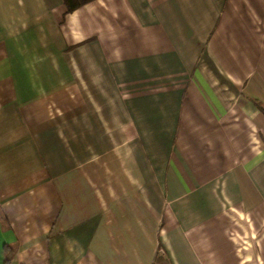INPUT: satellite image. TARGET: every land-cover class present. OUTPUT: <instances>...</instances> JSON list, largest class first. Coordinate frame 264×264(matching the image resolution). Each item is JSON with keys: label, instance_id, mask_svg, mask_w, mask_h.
<instances>
[{"label": "crops", "instance_id": "obj_1", "mask_svg": "<svg viewBox=\"0 0 264 264\" xmlns=\"http://www.w3.org/2000/svg\"><path fill=\"white\" fill-rule=\"evenodd\" d=\"M264 0H0V264H264Z\"/></svg>", "mask_w": 264, "mask_h": 264}, {"label": "trees", "instance_id": "obj_2", "mask_svg": "<svg viewBox=\"0 0 264 264\" xmlns=\"http://www.w3.org/2000/svg\"><path fill=\"white\" fill-rule=\"evenodd\" d=\"M88 1L90 0H63V3L66 6V11H72ZM261 109L264 112V106H261Z\"/></svg>", "mask_w": 264, "mask_h": 264}]
</instances>
